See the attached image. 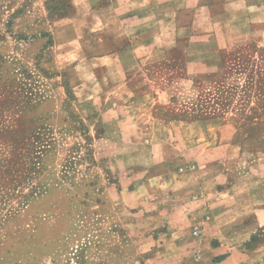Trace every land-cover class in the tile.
Masks as SVG:
<instances>
[{
  "label": "rangeland",
  "instance_id": "obj_1",
  "mask_svg": "<svg viewBox=\"0 0 264 264\" xmlns=\"http://www.w3.org/2000/svg\"><path fill=\"white\" fill-rule=\"evenodd\" d=\"M186 2L192 5L196 0ZM203 2L211 6L209 12L184 13L185 25L194 33L212 32L209 20L216 18L223 26L221 33L227 44L223 52L227 54L229 13L225 10L229 6L224 5L228 0H200ZM67 3L0 0V264L217 263L220 255L214 249L223 238L214 236L208 214L201 216L193 209L199 195L196 178L184 172L192 169L195 161H190L196 157L186 158L184 170H179L186 178L182 175L171 184L156 186L160 182L149 179L160 171H145L152 160V146L146 138L160 130L153 123L156 111L134 107V126L143 141H115L110 136H118L116 121L97 116L103 106L88 98L86 102L76 87L66 86L64 71H54V59L59 67L74 61L72 57L63 59L65 49L81 47L75 37L64 33L58 36H63L59 40L65 47L54 45L53 21L67 14ZM76 77L89 79L81 72H76ZM196 85L195 79L176 85L179 91L170 98L172 103L179 100L183 105L170 109L173 115L189 124L203 113H213L214 93L197 94ZM209 87L212 90L211 84ZM94 90V96H102L100 89ZM106 95L102 98H108ZM198 101L207 102L209 107H199ZM84 109L93 112L92 118L84 117ZM251 111L253 118L264 113ZM260 120L250 126L253 133H264V123H257ZM136 129L125 131L134 133ZM180 131L189 142L196 141L195 124ZM232 162L253 168L246 176L257 177L246 192L250 199L264 201V174L255 172L262 170L258 166L264 165V157L237 153ZM149 175L141 192L133 193L139 179ZM205 191L210 194L212 188ZM181 207L184 213L171 219L172 210ZM261 207L262 227L244 244L247 249L263 244L262 251L248 258L254 264H262L259 256L264 259V203ZM224 241L241 243L243 238Z\"/></svg>",
  "mask_w": 264,
  "mask_h": 264
},
{
  "label": "crops",
  "instance_id": "obj_2",
  "mask_svg": "<svg viewBox=\"0 0 264 264\" xmlns=\"http://www.w3.org/2000/svg\"><path fill=\"white\" fill-rule=\"evenodd\" d=\"M67 2V14L53 21L54 45L65 47L59 38L69 35L75 37L81 47L65 49L67 55L63 59L72 57L74 61L59 67L54 59V71H64L66 86L76 87L86 102L88 98L103 106V111L97 116H107L110 122L116 121L118 136H110V139L123 143L143 141V136L134 126L135 108L146 110L151 107L156 111L153 123L159 132L166 131H156L146 138L152 146V160L151 167L145 171L156 174L159 170L160 173L139 179L132 192L140 193L148 178L160 182L156 184L158 187L171 184L175 181L173 178L185 175L179 170H184L186 158L196 157L190 161H195L192 169L184 172L188 177L196 178L199 195L192 203L193 209H198L196 213L201 216L208 214L213 222L214 236L223 238L214 249V253L220 255L215 264H254L248 258L262 251L263 244L250 249L244 244L260 230L264 201L250 199V193L246 192L252 179L257 177L246 176L249 171H254L253 168L238 167L232 161H235L237 153L264 157V133L256 134L253 127L250 129L254 120L264 116L260 112V118H253L251 111L264 110V0H228L224 5L229 6V10H225L229 13L228 27L224 26L229 33L227 54L223 52L227 47L221 33L223 26L216 18L209 20L212 32L194 33L191 26L185 25L184 13L209 12L211 9L200 0L192 5L185 0L178 4L174 3L178 0ZM65 25H68L66 31L63 30ZM204 28L207 29V23ZM58 33L64 34L58 36ZM192 58L194 62L186 64ZM184 61L182 68L181 62ZM76 72L89 79L77 80ZM193 79L197 82V94L214 93L213 113H203L191 123L197 126V138L189 142L180 130L191 124L178 120L171 111L178 104L180 107L183 105L178 103L179 100L172 103L170 98L179 91L176 85L180 87L183 82ZM96 87L102 96L92 94ZM105 94L108 98H102ZM198 104L203 109L209 107L205 101H198ZM84 111V117L92 118V111ZM156 114L164 116L160 118ZM260 121L257 123H264ZM132 127L136 129L134 133L125 131ZM175 140L177 143H172ZM258 167L262 170L255 169V172H261L263 177L264 165ZM208 187L212 188L210 194L205 191ZM181 209H173L170 218L184 213ZM240 237L243 238L241 243L224 241L225 238ZM259 257L257 259L264 264L263 257Z\"/></svg>",
  "mask_w": 264,
  "mask_h": 264
}]
</instances>
